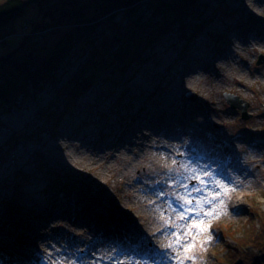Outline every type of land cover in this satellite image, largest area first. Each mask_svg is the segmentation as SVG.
Returning <instances> with one entry per match:
<instances>
[{"label": "rangeland", "instance_id": "374dc122", "mask_svg": "<svg viewBox=\"0 0 264 264\" xmlns=\"http://www.w3.org/2000/svg\"><path fill=\"white\" fill-rule=\"evenodd\" d=\"M158 1L151 6L141 4L133 14L120 11L114 15L112 23H101L91 34L82 31L80 38L74 32L77 25L73 26V23L78 24L83 15L85 19L93 17L92 0H35L23 9L20 16L2 23L0 65L11 59L9 64L15 68L18 66L15 63L45 53L67 35L74 37V42L69 57L59 64L51 84L45 81L41 89L29 90L27 98H18L15 107L0 111V173H3L0 178V264H75L73 259L64 255L65 248L83 252L90 264H96V254L90 247L75 248L76 240H67L70 232L64 228V221L58 230H51V222L60 219L58 214H55L56 218L40 221L37 214L28 211L27 202L21 199V194L28 189L36 187L40 192L44 191L41 196L40 192L37 194L43 201V212L48 214L53 208L49 198L55 194L69 195L88 205L96 199L106 202L103 198H107L106 203L121 214V217L117 214L121 219H130L131 214L124 206L126 183L142 186L148 197L159 200L158 207L164 205L169 212L177 211L179 206L173 198L174 193L166 186L162 187L159 181L162 176L166 179V175L172 178L174 174L175 184H179L190 171H196L192 166L189 171L185 170L184 166L192 163L205 162L211 167L217 162L214 168L218 169L210 172L214 174L212 178L235 188L225 203L234 194L239 195L240 202L214 220V230L211 231L214 241L211 244L191 253H185L184 247L177 251L178 259L192 255L194 259H185L186 264H221L225 249L235 248L234 240H238L247 228L255 225L259 229L258 215L264 213V63L257 64V61L260 58L264 61V49L257 41L264 31V0H200L201 16L189 19L191 27L186 33V36L191 35L196 28L192 42L186 44L184 33L176 25L144 56L147 61L135 68L136 72L114 74L115 80L121 81L120 88L113 89L101 80L100 85L76 96L73 104L68 102L65 110L67 83L86 66L90 48L99 46L103 39L109 40L117 29L125 31L130 28L137 19L140 24H145L144 27L161 22L162 17L154 16L152 12ZM231 44L237 45L234 55L230 53ZM250 44L254 45L253 48ZM225 58L228 62L224 61ZM7 65L0 69L2 74L7 72ZM175 69L177 78L172 82L170 75ZM187 69H201L203 78L182 87L172 106L162 103L167 88L178 85V80L185 82ZM221 77L239 82L228 84ZM186 94H193L194 101L188 100ZM225 94L247 104L249 119H243L241 111L232 109ZM174 106L175 110H171ZM137 120L148 124L142 129L149 135L167 131L181 137L178 146L181 144L182 150L175 152V156L164 152L165 155L156 157V164L145 170L141 168L146 165L143 160L132 170L113 163V168L118 171L115 185L114 178L94 180L87 169L91 166L82 169L62 164L65 161L57 142L65 138L62 135L75 133L74 137L82 140L85 133L87 140L80 141L83 147L89 148L91 143L102 146L108 139L100 140L99 133L107 132L106 125L111 124L109 131L114 139L120 135L115 128L120 125L124 129ZM23 121L28 123L24 125ZM189 126L197 132L191 135L186 131ZM76 143L79 145L78 141ZM177 153L181 154L180 158ZM151 155L156 154L151 152ZM56 157H60L61 162L55 160ZM56 161L58 163H54ZM103 165L100 163L96 168ZM225 177L227 179L223 180ZM193 179L186 182L189 186H199ZM208 188L212 190L214 185L209 183L204 195ZM161 189L168 195L166 198L157 195ZM177 194L186 196L187 192L183 190ZM141 195L137 193L135 199ZM200 195L192 194L193 198ZM150 210L154 211L153 208ZM105 215L111 217L108 212ZM31 221L36 223L27 226ZM111 224L122 240L120 243L109 242L111 252L116 251V243L125 249L134 264L140 262L138 256L145 257L141 264L160 263L158 247L163 245L158 243L157 246L150 237H163L169 233L166 229L160 235L158 227L136 231L122 228L112 221ZM43 225L49 228L43 229ZM193 232L194 242L198 245L202 237L196 235L195 230ZM175 233L177 238L180 230ZM97 234L98 231H89L86 240L100 249L102 240L98 241ZM136 244L139 250L134 249ZM24 252L31 254V261L25 258ZM119 252L125 256L123 251ZM55 256H58L56 260ZM115 263L112 255L102 264Z\"/></svg>", "mask_w": 264, "mask_h": 264}, {"label": "bare ground", "instance_id": "6f19581e", "mask_svg": "<svg viewBox=\"0 0 264 264\" xmlns=\"http://www.w3.org/2000/svg\"><path fill=\"white\" fill-rule=\"evenodd\" d=\"M259 37L260 39L257 41V43H259V45H261L262 48L264 49V31L263 34ZM236 46L237 45L235 44H231L230 53H232V55H234L238 50ZM250 46L253 48L254 45L250 44ZM200 61L202 63H205L203 59H200ZM224 61L228 62L226 58L224 59ZM172 71L173 72L170 75V80H172L175 77L177 78V73H176L177 70L175 69ZM201 72H202L201 69L199 70L194 69L193 71L187 69L185 82H181L177 79L178 85H172L170 88H167L166 92L165 91L163 92L162 103L167 104L168 106H172L173 101L175 100L176 93H179L182 87H188L191 84L197 83L199 80L203 78L202 77L203 73L201 74ZM204 72L206 73L205 68H204ZM221 78L228 84L229 83L236 84L237 82H239L234 78L231 79H228L227 77H221ZM172 82H174V79L172 80ZM80 99L78 100V102L80 101ZM175 107L176 106H174V108L172 107L171 110H175ZM208 121H210V119H208ZM22 123L26 125L28 121H23ZM147 125L139 122V120H137L134 123L132 122V124L131 123L127 124V127L124 129L121 128L120 125L118 128L117 125L116 127L118 129L115 128V130L117 132L120 131V135L113 139L112 137H114V135L113 133L111 134V132L109 131L111 124H108L105 126V128H107V132L99 133L100 140L103 139L104 140L108 139V140L104 142L102 146H94L91 143L89 148L83 147L80 143V141L83 142L87 140V134L85 133L82 134V140L76 139V137H74L73 135L75 133H72L71 135L70 134L62 135L65 138L64 139L61 138L57 141L60 143L61 146L60 152L62 154L63 160L65 161L62 164L63 165L68 164L74 168H82V169H84L86 166H91L87 169H89L90 173H92L94 180L107 181L109 179L114 178V185H115L118 171H116L113 168V163L126 167V170L127 169L132 170L134 167H137L139 165L140 161L143 160L146 163V165L145 166L142 165L141 168H144L145 170V168L148 167L149 165L153 166L154 164H156L155 163L157 160L156 157L160 155H165L164 152H167L168 155L175 156L174 155L175 152H179L182 150V145L180 144L178 146V144L182 140L181 137L180 138H178L177 136L175 137L173 136V134H170L167 131L163 133L162 131H157L158 134L155 136L149 135L148 133H146V131H143L142 129ZM146 128L148 130V127ZM186 131L191 133V135L197 132V130L195 131L194 129H192L191 126H189ZM66 138H69V140ZM161 138H163L162 141ZM77 141L79 142V145H77L76 143ZM39 143L44 144V142L41 141ZM39 151L42 152V150ZM151 152L155 153L156 155L152 156ZM177 154H178V158H180L181 154L180 153ZM55 160L61 162L62 159L60 157H56ZM57 161L54 163H58ZM100 163L104 164L102 168H96V166ZM215 165H217V162L211 167H209L208 164L205 162L202 164L192 163L191 166L194 169L192 168L191 169L197 170L198 167L200 169H206L210 173L213 170L216 171L218 169V168H214ZM2 176L3 173H0V178ZM148 176L149 175L146 174V177ZM169 176L170 175H166L165 176L166 179H164V176H162V180H160L159 183L162 184V187L166 186L167 188H169L170 191L174 193V196L177 197L178 195L177 192L183 191L184 189L180 186V184H175L174 179L176 178V176L174 174L172 175V178H168ZM226 179L227 177H225L223 180ZM193 181L197 183L195 179H193ZM126 184L127 185L123 191V195L125 197L124 206L129 210L131 214L130 219H121L120 218L121 214H119V212L116 213L115 211H113V207L111 206V204L109 205L106 203L108 200L107 198L105 199L103 198V200H105L106 202L102 201L101 199H96L90 205H88L84 202L79 203L76 199H74L69 195L55 196V194H53L49 198V200L53 204V208L50 214L43 212L44 205H43V201L40 198H38L39 195L37 193L40 192L38 188L34 187L28 189L26 192L21 194V199L27 202L28 211L30 210V212H33L32 214H37L38 219L40 221H46L49 220V218H56L57 215L55 214H58L60 219L53 220L51 222V227H50L52 228L51 230H58L62 226V221H64L65 222L64 228H67L68 231L70 232L67 240H71V238L76 240L73 244L75 248L90 247L96 254V258H95L96 264H102L104 260L106 259L108 260L109 257L112 255L114 261L116 262L115 264H134L132 263L131 256L126 254L125 249L121 248V246L119 247V245H117L116 243L114 244L116 251L111 252L112 249L109 248L108 245L109 242L110 243L122 242L118 234V231L115 229V227H113L111 221L119 224L122 228L125 229L129 228L132 230L134 229L136 231L137 230L148 231L155 227H158L159 230H157V232L160 235H162V233H164V229H166L169 233L163 236L164 238L162 236H158L157 238L155 236L150 237L151 240L155 241V244L157 246H159L158 243H161V245H163L158 247L160 251L159 253L160 263L158 264H180L181 260L178 259L179 256L177 251L183 249L189 242L193 241V238L195 240V236H193L194 232H192V236H188L186 231V226L191 223L194 213L190 215L189 218L186 220H179L177 217V211L174 210L169 212L168 210L165 209L164 205H160L158 207L159 200L155 199L156 197L154 199L148 197L145 191L143 190L142 186H134L131 184L128 185V183ZM211 191L212 190L208 188V192L205 193V195H209ZM43 193L44 191L41 190L40 196ZM137 193H139L140 195L142 194L141 197H139V199H135ZM166 196L168 195H165L164 198H166ZM239 202H240L239 195L234 194L226 204L227 209H229L232 205L239 204ZM209 207L210 206L208 205H204L205 210H208ZM151 208L154 209L153 212H151L150 210ZM147 209L148 212L146 211ZM105 212H108L112 218L110 216L105 215ZM147 213H149L150 215ZM224 213H222L220 216H222ZM113 215L117 217H114ZM215 219H217V217L211 220V231L214 230ZM32 223H36V222L31 221L28 222L26 225L27 226L32 225ZM43 226H42L43 229L48 227L45 225ZM177 229L180 230V233L178 234L179 242H177L176 235H172V233L176 232ZM89 231L91 232L98 231L97 239L98 241L100 239L102 240L100 244V249L93 246V244H89L87 242L86 236L89 234ZM147 237L148 236H146V238ZM169 244L172 245L171 249L168 248ZM117 246L119 248H117ZM134 249L139 250L138 244H136V247ZM64 250H65L64 255L67 257V259H73V262L75 264H86V262L90 264L89 258L87 256H84L83 252L80 251L78 252L77 250L74 249H72V251H68L69 250L68 248H65ZM120 250L125 253V256H123L122 253L120 254L119 252ZM151 252L153 251L151 250ZM25 254L26 252H24L25 258L28 261H31L32 260L30 257L31 254H26V255ZM57 257L58 256H55L54 260H56ZM60 258H62L61 259L62 261L64 260V257H60ZM136 258L140 260L138 264H141V259L142 260L145 259V257H139V256ZM183 264H186L185 260L183 261Z\"/></svg>", "mask_w": 264, "mask_h": 264}, {"label": "trees", "instance_id": "16d2710c", "mask_svg": "<svg viewBox=\"0 0 264 264\" xmlns=\"http://www.w3.org/2000/svg\"><path fill=\"white\" fill-rule=\"evenodd\" d=\"M34 1L0 0V28L7 19L11 20L20 16L23 9ZM92 1L95 11L92 14L93 17L85 19L83 15L78 24L73 23V26L77 25L74 32L79 38L82 36L80 34L82 31L91 34L93 29L101 23H112L111 20L116 13L125 11L133 14L141 4L151 6L155 0ZM154 5L152 12L154 16L162 17L161 22L144 27L145 24H140L137 19L130 28L125 31L119 28L109 40L103 39L99 46L90 48L86 66L79 70L75 77L67 83L66 89L64 88L66 90L64 93L68 97L65 110L68 108V102L70 105L73 104L72 101L76 96L95 85H100L101 80L113 86V89L120 88L121 81H116L114 74L120 75L126 71L136 72L135 68H139L147 61L144 60V56L152 51L176 25L184 33L183 38L186 44L192 42L196 28L191 35L186 36V33L191 27L189 19L201 16L200 0H159ZM67 37L70 36L67 35L52 49H46L45 53L33 58L28 56L20 64L15 63L18 65L15 68L9 64L11 59H7L0 65V69H3L8 64L7 72L5 74L0 72V111L15 107L18 98H27L29 90L41 89L45 81L51 84V81L55 79L59 64L66 61L70 55L74 37ZM148 59L151 58L148 57ZM258 217L260 223L256 226L259 229L255 228V225L247 228L238 240H234L235 248L225 249V253L220 258L221 264H264V213L259 214ZM255 252L257 256L253 255Z\"/></svg>", "mask_w": 264, "mask_h": 264}, {"label": "snow or ice", "instance_id": "6c2138e0", "mask_svg": "<svg viewBox=\"0 0 264 264\" xmlns=\"http://www.w3.org/2000/svg\"><path fill=\"white\" fill-rule=\"evenodd\" d=\"M174 163L177 162L174 161ZM184 167L186 171H189L191 164ZM213 176L214 174H210L206 169L197 167L196 171L190 172L183 180L179 181L180 186L187 192V195L173 197L179 206V210H177V217L179 220H186L194 213L191 223L186 226L187 235L192 236V232L195 230L196 235L202 237L198 245L194 242L193 238V241L185 246V253H191L194 249L198 250L214 241V234L211 232V220L227 211L225 200L229 197L230 192L235 191V188L229 187V185L222 180L213 179ZM193 178L197 180L199 186L196 184L189 186L186 182ZM209 183L213 184L214 188L209 195H204L205 188ZM193 193H200L201 195L193 198ZM157 195L164 196L166 193L161 189ZM204 205L210 206L208 210H205ZM172 235H176V233L173 232ZM177 242H179L178 236ZM168 248L171 249L172 245L169 244ZM185 259L192 260L194 257L192 255H186L181 259L180 264H183Z\"/></svg>", "mask_w": 264, "mask_h": 264}, {"label": "water", "instance_id": "95a60500", "mask_svg": "<svg viewBox=\"0 0 264 264\" xmlns=\"http://www.w3.org/2000/svg\"><path fill=\"white\" fill-rule=\"evenodd\" d=\"M261 63H264V61L260 58L257 61V64H261ZM224 97L228 102V104L232 107V109H238L239 111H241L243 119L245 120L249 119V115L247 114V104L244 101L239 100V98L229 94H225ZM186 98L190 101H194L193 94H186Z\"/></svg>", "mask_w": 264, "mask_h": 264}]
</instances>
